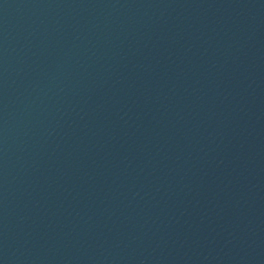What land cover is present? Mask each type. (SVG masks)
Instances as JSON below:
<instances>
[{
	"label": "water",
	"instance_id": "95a60500",
	"mask_svg": "<svg viewBox=\"0 0 264 264\" xmlns=\"http://www.w3.org/2000/svg\"><path fill=\"white\" fill-rule=\"evenodd\" d=\"M0 264H264V0H0Z\"/></svg>",
	"mask_w": 264,
	"mask_h": 264
}]
</instances>
